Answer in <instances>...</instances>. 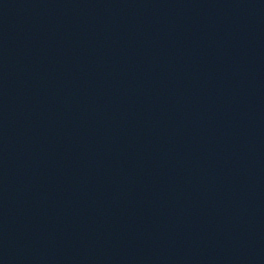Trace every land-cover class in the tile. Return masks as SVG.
Here are the masks:
<instances>
[{
	"label": "water",
	"instance_id": "water-1",
	"mask_svg": "<svg viewBox=\"0 0 264 264\" xmlns=\"http://www.w3.org/2000/svg\"><path fill=\"white\" fill-rule=\"evenodd\" d=\"M0 264H264V0H0Z\"/></svg>",
	"mask_w": 264,
	"mask_h": 264
}]
</instances>
